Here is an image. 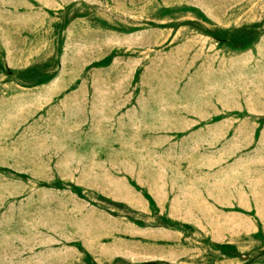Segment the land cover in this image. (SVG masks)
Instances as JSON below:
<instances>
[{
  "label": "rangeland",
  "instance_id": "1",
  "mask_svg": "<svg viewBox=\"0 0 264 264\" xmlns=\"http://www.w3.org/2000/svg\"><path fill=\"white\" fill-rule=\"evenodd\" d=\"M0 264H264V0H0Z\"/></svg>",
  "mask_w": 264,
  "mask_h": 264
}]
</instances>
